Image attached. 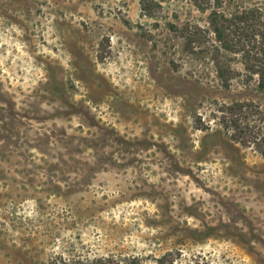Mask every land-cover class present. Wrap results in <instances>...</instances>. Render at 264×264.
<instances>
[{
    "label": "rangeland",
    "instance_id": "1",
    "mask_svg": "<svg viewBox=\"0 0 264 264\" xmlns=\"http://www.w3.org/2000/svg\"><path fill=\"white\" fill-rule=\"evenodd\" d=\"M259 7L0 0V264L171 249L264 264V142L219 110L264 92L223 86L209 20Z\"/></svg>",
    "mask_w": 264,
    "mask_h": 264
},
{
    "label": "trees",
    "instance_id": "2",
    "mask_svg": "<svg viewBox=\"0 0 264 264\" xmlns=\"http://www.w3.org/2000/svg\"><path fill=\"white\" fill-rule=\"evenodd\" d=\"M209 20L221 44V47L214 46L217 53L214 65L223 86L230 88L233 81L242 76L247 82L255 81L257 89L264 92V8L243 9L239 13L212 9ZM255 24L257 26L253 27ZM235 59H239L242 69L232 63ZM219 110L224 129H238L239 137L249 135L261 146L264 137L259 123L264 122V107L260 103L236 101ZM232 136L238 139L236 133ZM179 255L173 249L159 255L118 251L91 259L59 255L50 264H174Z\"/></svg>",
    "mask_w": 264,
    "mask_h": 264
}]
</instances>
